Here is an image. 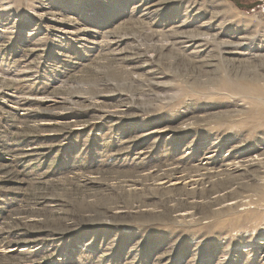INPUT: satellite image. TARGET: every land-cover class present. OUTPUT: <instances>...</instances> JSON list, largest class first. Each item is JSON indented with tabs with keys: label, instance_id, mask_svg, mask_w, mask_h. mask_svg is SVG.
Listing matches in <instances>:
<instances>
[{
	"label": "rangeland",
	"instance_id": "1",
	"mask_svg": "<svg viewBox=\"0 0 264 264\" xmlns=\"http://www.w3.org/2000/svg\"><path fill=\"white\" fill-rule=\"evenodd\" d=\"M0 247L264 264V0H0Z\"/></svg>",
	"mask_w": 264,
	"mask_h": 264
},
{
	"label": "bare ground",
	"instance_id": "2",
	"mask_svg": "<svg viewBox=\"0 0 264 264\" xmlns=\"http://www.w3.org/2000/svg\"><path fill=\"white\" fill-rule=\"evenodd\" d=\"M159 184H163V182H160ZM158 184V185H159ZM32 245V243H26V244H21V245H18V246H10V247H3V248H5L6 250H7V253H10V254H14V253H17V251L16 250H18L19 248H21L20 249V251H26L30 246ZM0 248H2V247H0ZM2 248V249H3ZM19 251V252H20ZM33 261V260H32ZM29 263V262H28ZM27 262H25V263H23V264H28ZM5 264V263H4ZM7 264V263H6ZM9 264V263H8ZM17 264V263H16ZM19 264H22V262L21 263H19Z\"/></svg>",
	"mask_w": 264,
	"mask_h": 264
}]
</instances>
